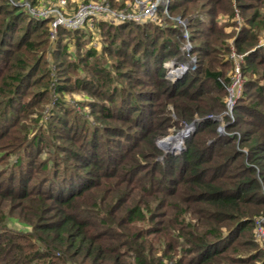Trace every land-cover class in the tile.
<instances>
[{"label": "trees", "instance_id": "1", "mask_svg": "<svg viewBox=\"0 0 264 264\" xmlns=\"http://www.w3.org/2000/svg\"><path fill=\"white\" fill-rule=\"evenodd\" d=\"M24 2L48 5L0 0V264H264V0H170L196 58L173 81L175 20H97V51L86 26L51 41ZM193 121L182 153L156 146Z\"/></svg>", "mask_w": 264, "mask_h": 264}, {"label": "built area", "instance_id": "2", "mask_svg": "<svg viewBox=\"0 0 264 264\" xmlns=\"http://www.w3.org/2000/svg\"><path fill=\"white\" fill-rule=\"evenodd\" d=\"M51 5L44 7H32L28 2H24L22 5L27 9L28 13L35 18H51L50 21V37L55 38L57 34L58 27H64L69 30L80 29L83 26H91L97 20H106L113 22H123V21H134L137 23H144L155 18L159 13L167 14L168 5L170 0H133L131 6L129 3L121 8L115 10L108 3H101L96 1L80 2L76 5L73 12L67 13L65 11L66 0H54ZM132 7V10H131ZM160 9V11H159ZM185 38L187 34L185 33ZM186 48L188 46L186 45ZM179 66V67H178ZM176 65L172 62L165 65L166 72L169 73L170 78L177 73H182L185 66ZM172 68L173 72H172ZM239 86L240 83V72L236 68V79L232 82V85L228 88L229 97L228 102L229 109L232 108V104L240 94ZM237 88V92L234 90ZM227 105V104H226ZM263 219L260 218L257 221V236L261 238L264 242V230L261 226L258 227L259 223Z\"/></svg>", "mask_w": 264, "mask_h": 264}, {"label": "rangeland", "instance_id": "3", "mask_svg": "<svg viewBox=\"0 0 264 264\" xmlns=\"http://www.w3.org/2000/svg\"><path fill=\"white\" fill-rule=\"evenodd\" d=\"M47 1L48 0H42V2H44V3H47ZM133 0H125L124 1V4L126 5L127 3H129L130 4V6H131V2H132ZM54 2H56V1H51V2H48L47 4L48 5H51V4H53ZM81 2V0H66V6L64 7L65 8V11L69 14V13H71V12H73L74 11V9L76 8V5L78 4V3H80ZM77 3V4H76ZM54 5V4H53ZM123 7V6H122ZM112 8H114L115 10H117L119 7H112ZM131 10H132V7H131ZM159 11H160V9H159ZM161 17V18H160ZM170 18V19H172V20H175L176 21V24L180 27V30H181V37H182V39H183V43H182V45H181V47H180V49L183 51V53H185V55H186V57H187V62L186 63H177V62H175V61H173V60H168V61H166L165 63H164V66L165 65H167V64H169L170 62H172V63H174V64H176L177 66L180 64V66H185V69H183L184 71L181 73V75H183L184 73H186L188 70H192V69H194L195 68V65H196V58L191 54V49H192V43H191V41L189 40V32H188V24H189V20H186V19H182V18H180V17H177V18H171V17H169V15H168V12H167V14H162V13H159L155 18H153V19H151L150 21H158V20H164V18ZM222 18H226V17H222ZM103 21H105V22H107V23H109V24H119V23H122V22H118V21H116V22H113V21H106V20H103ZM126 21H128V20H126ZM126 21H123V22H126ZM221 22H224V19L223 20H220ZM230 22L231 23H234V25H231V26H225V30H226V32H232L233 30H236L237 28H238V25H240L241 24V18H240V16L237 14V12L235 11V14H234V16L230 19ZM141 24V23H140ZM94 26H95V24H93V25H91V26H88V25H86V28L87 29H89L91 32H92V35L90 36L91 37V39H90V45L91 46H93L97 51H99L100 50V48H101V43L99 42V40L97 39V36H96V34H95V30H94ZM58 28H63V29H66V28H64V27H58ZM58 28H57V32H58ZM67 30H69V29H67ZM75 30H77V29H75ZM185 33L187 34V38H185ZM56 36H57V34H56ZM56 38V37H55ZM55 38H51V41H53L54 43H55V41H54V39ZM232 40V37H230L229 38V42ZM53 43V44H54ZM260 44H262V43H264V34L261 36V38H260V42H259ZM186 45L188 46V48H186ZM233 49V48H232ZM231 49V52H230V58L233 60V64L231 65V69H230V84L227 86V97H226V100H227V102H228V97H229V90H228V88L232 85V82L236 79V68H238V70H239V72H240V83H241V86H239L238 88H239V91H240V94H241V91H242V88H243V85H242V82H243V79H242V76H241V71H240V62H241V59H240V55H235V53L233 52V50ZM48 57H49V59H51L52 57L51 56H49V55H47ZM110 60V59H109ZM179 67V66H178ZM171 75V74H170ZM170 75H169V73H167L166 72V77L168 78V79H173V80H176L174 77H172V78H170ZM172 80V81H173ZM234 92L236 93L237 92V88L234 90ZM66 94V96H65V98H67L68 100H73V99H81V96H80V94H78V93H76V92H73V93H65ZM240 94H239V96H240ZM238 96V97H239ZM237 97V98H238ZM237 98H235V101H236V99ZM235 101L233 102V104H232V108H233V105H234V103H235ZM227 105H226V115H227V117L230 119V120H232L233 119V115H232V108L231 109H229V105H228V103H226ZM47 117L45 116L43 119L45 120ZM224 124L223 123H221L220 124V127H219V129H218V132H219V134H223L224 132H225V129H224V126H223ZM185 129V127L184 128H182L181 130H175V131H170V132H168L165 136H163V137H161V138H159L157 141H156V146H157V142L160 140V139H162V138H166L168 135H171L170 137H169V139L168 140H171V138L174 136V135H176L177 133H179L180 131H182V130H184ZM193 130H194V128L193 127H191V129L188 131V133L183 137V138H181L182 139V142H183V147H184V140H185V138L188 136V135H190L192 132H193ZM180 139V140H181ZM179 140V141H180ZM163 141V140H162ZM178 141V142H179ZM162 143V142H161ZM178 144V143H177ZM176 144V145H177ZM158 147V146H157ZM159 148V147H158ZM185 148V147H184ZM160 150H162L161 148H159ZM167 150V149H166ZM184 150V149H183ZM183 150H178V151H176V154H180V153H182V151ZM163 151V150H162ZM175 154V155H176ZM263 219V221H264V217L262 218ZM261 223V222H260ZM260 223H259V225H258V227L260 226ZM263 229V228H262ZM257 230V232H258V229H256ZM264 230V229H263ZM259 238V241H260V243H261V246L263 247V249H264V242L261 240V238L260 237H258Z\"/></svg>", "mask_w": 264, "mask_h": 264}, {"label": "water", "instance_id": "4", "mask_svg": "<svg viewBox=\"0 0 264 264\" xmlns=\"http://www.w3.org/2000/svg\"><path fill=\"white\" fill-rule=\"evenodd\" d=\"M180 76H181V73H180V74L177 73V74L173 75V77H174L175 79L179 78ZM171 80H173V79H171ZM194 124H195V121H193L189 126H186L185 129L182 130V131H180L179 133L183 132V133H184V136H185ZM177 134H178V133H177ZM168 136H169V135H168ZM168 136H167V137H168ZM160 140H161V139H160ZM160 140L157 142V146H158L159 148H161L160 145H159ZM181 143H182V144H181V147H180L179 150H183V149H184V147H183V142H181ZM161 149L163 150L164 154H167V153H168V154H172V155H175V154H176V151H178V150L175 151V150H169V149L164 150L163 148H161Z\"/></svg>", "mask_w": 264, "mask_h": 264}, {"label": "bare ground", "instance_id": "5", "mask_svg": "<svg viewBox=\"0 0 264 264\" xmlns=\"http://www.w3.org/2000/svg\"><path fill=\"white\" fill-rule=\"evenodd\" d=\"M173 69H174V68H172V72H173ZM183 136H184V133H183V132L178 133V134L174 135V136L171 138V140H167V141H165V145H166L167 147H169V148H168L169 150H175L176 147H177V145H176L177 141H178L179 139H181ZM163 141H164V139H163ZM163 141H162V143H161L162 146H164V145H163Z\"/></svg>", "mask_w": 264, "mask_h": 264}]
</instances>
